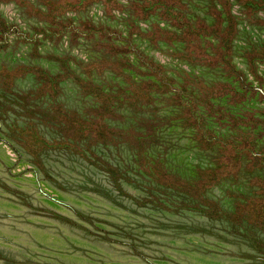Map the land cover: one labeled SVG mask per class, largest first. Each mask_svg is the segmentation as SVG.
<instances>
[{
  "label": "rangeland",
  "instance_id": "rangeland-1",
  "mask_svg": "<svg viewBox=\"0 0 264 264\" xmlns=\"http://www.w3.org/2000/svg\"><path fill=\"white\" fill-rule=\"evenodd\" d=\"M65 1L76 3L0 0V72L28 66L62 76L67 59L83 82L123 94L103 119L111 131L104 143L73 140L51 120L52 107L86 123L98 121L99 107L74 77L63 78L51 100L37 96L35 75L6 90L0 74V264H264V232L224 217L258 192L251 178H223L204 193L221 213L212 219L184 208L191 199L161 183L194 182L198 170L214 167L216 151L202 148L188 112L216 138L246 141L237 150L250 144L264 155V11L229 0L236 32L224 65L212 50L218 40L194 35L225 18L218 0H159L177 6V20L147 7L158 0H115L111 10L91 0L63 12ZM45 2L58 7L53 17ZM252 56L263 61L251 66ZM124 60L133 69L120 68ZM149 84L150 101L134 102ZM33 132L54 147L29 154Z\"/></svg>",
  "mask_w": 264,
  "mask_h": 264
},
{
  "label": "trees",
  "instance_id": "trees-1",
  "mask_svg": "<svg viewBox=\"0 0 264 264\" xmlns=\"http://www.w3.org/2000/svg\"><path fill=\"white\" fill-rule=\"evenodd\" d=\"M91 0H76L74 6L67 1L63 2V12L68 9H74L84 7V3ZM105 6L111 10L113 6L116 5L115 0H103ZM146 4L148 0H144ZM220 5L223 7V12L225 13V18H221V14L216 15L217 23L209 31L203 29L202 27L194 35L199 37L201 34L204 37L212 36L218 40L220 45V50L212 47L215 53L218 54L217 63L227 65V57L229 54L230 43L232 38L235 35L236 27L234 24L233 17L229 12V0H218ZM240 1V0H236ZM49 15L53 17L54 13L57 11L58 7H52V3L45 2ZM56 5V4H55ZM60 4H57L59 6ZM65 6V8H64ZM155 6L162 7L166 10V16L171 19H178V16L173 13L176 5H171L167 7L165 4L161 3L159 0L148 5V8H153ZM243 6L250 8L252 12H257L259 10L264 11V0H243ZM145 13L150 12V9L145 8ZM223 23H226L224 29H222ZM1 28L5 31L6 27L3 22L0 23ZM181 26V25H180ZM6 32V31H5ZM186 34L189 31H185ZM156 34L160 39H165L163 32L161 30H156ZM150 41L156 38L154 35L148 36ZM174 38L175 40L182 39L180 36L172 33L169 39ZM210 46V45H209ZM211 49V48H210ZM222 49V50H221ZM118 54V50L112 51V55L115 56ZM208 56H214V53L208 52ZM226 57V59H225ZM60 61V60H58ZM263 59H260L257 56H252L249 58V64L254 66L256 62H261ZM61 68L63 69L64 74L62 76H52L48 72L40 69L33 68L28 66H19L11 71L2 70L0 72L3 78L4 88L9 90L16 78L25 77L27 74L35 75V78L39 82L40 87L37 90V96H48L51 100H54L59 93L58 84L65 78L72 76L74 79L81 85L85 93L92 95L96 101L99 103V107L96 110V116L98 121L92 123H86L82 119H79L77 116L71 113L65 112L60 106L54 105L51 109V120L53 122L64 123L65 131L72 136L73 140H82L87 137L94 138L95 141L105 142L110 136L111 131L103 125V119L107 117H112L113 111L111 110V103L114 100H117L122 92L118 96H113L109 94H103L102 89L93 84L92 82H83L79 77L70 70L68 66L67 59L60 61ZM215 64L214 62H211ZM216 63V64H217ZM143 64V63H141ZM147 66V64H143ZM120 68H131L133 67L127 60H124L122 63H118ZM133 69V68H131ZM146 86V85H145ZM152 85L149 84L146 88H140L139 91H145L144 95H135V99H132L134 102L144 99L145 102H149L150 98L148 97L149 88ZM26 96H21L20 99L24 101ZM207 103V102H204ZM189 117H192L191 121L187 124L193 125L194 128L199 132L198 142L202 144V148L206 151H216V157L214 161V167L207 170H198L197 179L194 182H183L178 180V178H165L161 180V183L167 187L176 188L179 192H182L193 202L194 206H183L186 209H193L199 213H202L206 217L212 219L221 215L218 210L217 205L213 204L210 200L204 197V193L211 187L219 184L223 178H239L240 173L247 175L252 182V186L257 188V193H253L254 196H242L238 201L234 203L233 211L224 213V217L228 220L233 226L242 225V223L248 224L252 230L264 232V175L255 176L254 173L258 170L264 171V155L262 153L253 155L251 152L250 146L247 144L244 148L237 150L238 145L243 146L241 143H246V141H240V144H237L229 140H221L216 138L207 130H205L204 125L202 126L200 122L201 118H195L193 115L188 112ZM29 145H27V151L29 154L35 156L37 151L45 150L48 148H53L54 145L49 144L44 138H41L37 135L36 132L29 134ZM61 147H69L68 144L64 143L59 145ZM247 148V149H246ZM36 149V150H35ZM243 150H245L243 152ZM248 155V157L246 155ZM246 160V162H244ZM167 179V180H166ZM256 191V190H255Z\"/></svg>",
  "mask_w": 264,
  "mask_h": 264
},
{
  "label": "flooded vegetation",
  "instance_id": "flooded-vegetation-1",
  "mask_svg": "<svg viewBox=\"0 0 264 264\" xmlns=\"http://www.w3.org/2000/svg\"><path fill=\"white\" fill-rule=\"evenodd\" d=\"M3 1H9V0H3ZM0 23H1V21H0ZM5 31H6V29H5ZM5 31L1 28V25H0V35L1 36L5 34Z\"/></svg>",
  "mask_w": 264,
  "mask_h": 264
}]
</instances>
